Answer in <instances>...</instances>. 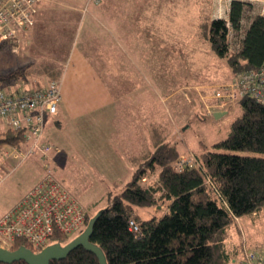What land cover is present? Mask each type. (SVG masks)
<instances>
[{
    "label": "rangeland",
    "instance_id": "rangeland-1",
    "mask_svg": "<svg viewBox=\"0 0 264 264\" xmlns=\"http://www.w3.org/2000/svg\"><path fill=\"white\" fill-rule=\"evenodd\" d=\"M191 1L42 0L37 24L20 44L0 43V88L23 86L22 79L3 80L20 67L42 63L62 67L64 72L78 56L82 63L78 64L80 73L75 74L79 78L73 82L78 106L93 107L95 99L87 91L98 87L97 76L116 95L117 105L134 107L127 112L131 118L120 114L114 119L109 108L103 113L94 111L86 119L73 108L49 116L47 133L53 134L51 140L56 142L51 144L60 153L52 155L51 161L31 153L8 159L0 167V218L41 179L37 163L42 167L46 161L91 216L106 209L111 194L132 179L127 155L121 153L125 137L128 144L132 135V119L148 121L142 133L149 136L154 126H166L169 136L162 138L177 142L178 149L185 151L181 159L193 162V168L201 166L197 153L213 149L229 136L233 120L243 111L237 102L222 99L228 94H221L223 89L233 88L235 76L227 61L216 57L201 37L198 26L202 14H208L207 4ZM221 1L213 0L211 6ZM144 104L150 109L145 115L140 111ZM215 112L225 114L217 119ZM55 118L61 122L57 130L52 126ZM109 136V141L102 139ZM153 143L151 137L150 145ZM139 144L135 138L133 147L137 149ZM232 233L231 243L245 241L249 247L264 249V209L238 218Z\"/></svg>",
    "mask_w": 264,
    "mask_h": 264
},
{
    "label": "trees",
    "instance_id": "trees-1",
    "mask_svg": "<svg viewBox=\"0 0 264 264\" xmlns=\"http://www.w3.org/2000/svg\"><path fill=\"white\" fill-rule=\"evenodd\" d=\"M204 3L208 7V0ZM254 7L248 1L231 0L227 19H212L206 13L198 26L211 52L227 61L235 77L264 70V15L255 13ZM6 43L11 42L3 44ZM62 75V67L32 63L3 80L22 79L25 89L37 91L52 81L59 82ZM35 76L45 79L36 80ZM237 104L242 115L233 120L226 139L215 143L213 149L196 154L201 164L198 168L187 167L182 172L175 169L174 164L184 152L178 149L177 142L162 138L169 136L164 125L153 127L154 133L148 138L150 145L153 137L152 146L145 143L141 150L130 151L126 159L133 168L132 179L124 189L111 194L109 206L97 214L90 238L103 251L107 264L239 263L244 243L230 242L232 226L238 218L264 209V104L247 94ZM49 116L54 115L46 116L44 136ZM26 134V127L11 128L0 120V154L8 146L26 151ZM43 142L51 143L44 139ZM37 166L42 178L43 163L42 167L39 162ZM97 215L91 216L86 211L85 223L78 232L71 235L56 232L48 245H67ZM130 220L138 224L139 234L130 230ZM23 246L34 250L23 238L17 239L11 249ZM50 264L100 262L95 254L78 247L65 259Z\"/></svg>",
    "mask_w": 264,
    "mask_h": 264
},
{
    "label": "built area",
    "instance_id": "built-area-1",
    "mask_svg": "<svg viewBox=\"0 0 264 264\" xmlns=\"http://www.w3.org/2000/svg\"><path fill=\"white\" fill-rule=\"evenodd\" d=\"M41 1L0 0V43L20 44L21 38L35 26ZM234 81L232 89L222 90L221 95L228 94L223 100L237 102L247 94L264 104V70L240 74ZM19 87L0 88V120L11 128L26 127L28 146L26 152L13 146L6 147L0 154V167L8 159H21L31 153H38L51 161V156L60 152L55 145L43 142L46 116L57 114L62 99L60 82L52 81L48 87L37 91L23 86L18 91ZM229 95H232L231 99ZM43 167V177L0 218V249L12 250L11 245L23 238L32 245L35 253H39L49 246L48 241L56 232L71 235L84 225L85 208L56 178L47 161ZM187 167L192 168L193 162L181 159L175 169L182 172ZM129 226L133 233H140L134 220H130ZM243 243L244 254L238 264H264V249Z\"/></svg>",
    "mask_w": 264,
    "mask_h": 264
},
{
    "label": "crops",
    "instance_id": "crops-1",
    "mask_svg": "<svg viewBox=\"0 0 264 264\" xmlns=\"http://www.w3.org/2000/svg\"><path fill=\"white\" fill-rule=\"evenodd\" d=\"M204 1H206V0H202V3H204ZM212 1L213 0H208V3H209L208 4V14H210L211 17L213 16L212 19L222 18V15L225 19H227L228 18V12H229V5H230L229 0H222L221 2H219V4L213 3V6H211ZM241 1L251 2L255 6L254 7L255 13L264 15V0H241ZM41 3H42V1H41ZM41 3L39 4L38 13L36 16L37 19L40 16ZM190 3L195 4L196 2L194 0V1H191ZM210 6H211V8H210ZM210 9H211V11H210ZM99 14H101V12ZM36 24H37V21L35 22V26H36ZM189 38H191V36ZM80 58L81 57L77 56V58H75V60L72 63L67 65V67L65 68V70L63 72L62 83H61L62 102L59 105V110H58L59 112L56 115H58L59 113H64L65 110H67V108L68 109L73 108L76 113H79L78 114L79 116L81 115L82 117H84L86 119L94 111H95V113H97V111H99L100 113H103V109L109 108L108 112L112 113V116L114 117V119H116V117L120 114H123L125 118H131V117H129L127 112L130 109L133 110L134 107L129 108L126 104L123 105L122 103L117 105V101H119V100L115 97L116 95H114V94H112V92L108 91V89L104 86V82L102 80H100V78H98L97 76H96V83H97L98 87H96L95 90L87 91V95H89L92 99H95L94 100L95 102L93 104H91V105H93V107H90V109H88V107L81 108L80 106H78V104H76V101H75L76 92L74 91V88H75L74 86L76 84H73V82H74V80L79 78V76H75V74L77 72L80 73V69L78 67V64L82 63ZM83 62H87V59H84ZM120 92H121V90L119 91V93L117 92L118 96H119ZM137 106H139V105H137ZM139 109H140V107H139ZM140 111H142V114L145 115V111L150 112V109L146 108L145 104H144L143 107L140 109ZM227 113L229 114V112H227ZM228 114H226V115H228ZM56 115H54V116H56ZM79 116H77V118ZM56 121L59 122V120H57V118H55L54 122H56ZM96 121H99L98 118H96ZM54 122L52 123L53 124L52 126L55 127L56 130L61 127V125H57ZM136 123H138V124H136ZM145 125L148 128L149 122L148 121L145 122L144 119L137 120V121L132 119V135L128 136V144H127V136L124 139V141L126 142V145L130 144L132 148L130 149L129 146H126V145L123 146L122 145L123 146L122 151H121L122 154L129 156L130 151L141 150V148L144 146V144L148 143L149 135L144 134L145 133L144 132V126ZM134 128H136L135 131H134ZM142 132H144V133H142ZM52 136H53V134L49 135L46 131L45 140L47 142H56L55 140H51ZM135 138L139 139V141H140L139 147L137 149L133 147L134 142H135ZM102 139L105 141H109V140H111V136H109L107 138H102ZM145 140H146V142H145ZM120 144H121V142H120ZM130 170H131V174H132L133 168L131 167Z\"/></svg>",
    "mask_w": 264,
    "mask_h": 264
},
{
    "label": "water",
    "instance_id": "water-1",
    "mask_svg": "<svg viewBox=\"0 0 264 264\" xmlns=\"http://www.w3.org/2000/svg\"><path fill=\"white\" fill-rule=\"evenodd\" d=\"M224 114L225 112H215L214 117L218 119ZM98 217L97 215L93 218L89 222L86 230L65 246H60L59 244L50 245L39 253H35L24 246L16 250L0 249V263L13 264L14 262L23 261L26 264H50L53 260L65 259L73 250L78 247H83L87 251L95 254L100 264H107L101 248L90 241L93 227Z\"/></svg>",
    "mask_w": 264,
    "mask_h": 264
}]
</instances>
